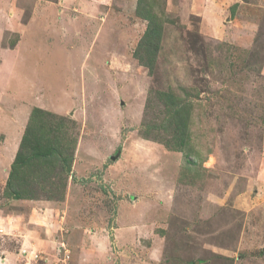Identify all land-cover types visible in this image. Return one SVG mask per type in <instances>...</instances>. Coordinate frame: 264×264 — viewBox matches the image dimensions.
Listing matches in <instances>:
<instances>
[{"label": "rangeland", "instance_id": "374dc122", "mask_svg": "<svg viewBox=\"0 0 264 264\" xmlns=\"http://www.w3.org/2000/svg\"><path fill=\"white\" fill-rule=\"evenodd\" d=\"M1 260L264 264V0H0Z\"/></svg>", "mask_w": 264, "mask_h": 264}, {"label": "trees", "instance_id": "16d2710c", "mask_svg": "<svg viewBox=\"0 0 264 264\" xmlns=\"http://www.w3.org/2000/svg\"><path fill=\"white\" fill-rule=\"evenodd\" d=\"M41 115H43V111L40 109H35L30 115L29 123L25 128L20 147L14 158L7 180L6 192L9 195L20 198L29 196L26 191L29 192L31 189H23V184L27 185L28 182L22 175L23 167H29L31 164H34L32 168L35 173V170H41V164L48 167L51 165L50 156L55 154L53 153L55 152V148L47 143L44 146L38 145L40 136L35 131V124L38 123Z\"/></svg>", "mask_w": 264, "mask_h": 264}, {"label": "crops", "instance_id": "0c3cea01", "mask_svg": "<svg viewBox=\"0 0 264 264\" xmlns=\"http://www.w3.org/2000/svg\"><path fill=\"white\" fill-rule=\"evenodd\" d=\"M2 255V254H1ZM3 261L1 260V262L0 263H2Z\"/></svg>", "mask_w": 264, "mask_h": 264}]
</instances>
